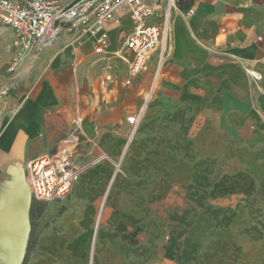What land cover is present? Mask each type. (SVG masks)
Wrapping results in <instances>:
<instances>
[{"label": "crops", "instance_id": "obj_1", "mask_svg": "<svg viewBox=\"0 0 264 264\" xmlns=\"http://www.w3.org/2000/svg\"><path fill=\"white\" fill-rule=\"evenodd\" d=\"M162 8L148 23L161 24ZM190 8V18L171 9L158 83L131 136L126 118L141 110L159 50L129 85L119 58L104 80L107 62L78 31L24 58L38 78L12 93L0 122V241L26 240L21 264H264V0ZM130 28L127 16L107 26L109 53ZM64 149L84 170L34 218L27 248L26 163Z\"/></svg>", "mask_w": 264, "mask_h": 264}, {"label": "built area", "instance_id": "obj_2", "mask_svg": "<svg viewBox=\"0 0 264 264\" xmlns=\"http://www.w3.org/2000/svg\"><path fill=\"white\" fill-rule=\"evenodd\" d=\"M160 3L163 4L161 24L148 23L157 13ZM172 8H176V0H82L68 6L56 0H28L24 3L0 0V25L9 28L13 35L14 57L8 71L14 72L27 55L36 54L50 46L64 31L91 35L94 38L92 53L98 61L107 62L111 58L124 61L127 64L126 85L146 71L151 54L159 50L157 70L143 96L141 110L139 114L126 118L131 136L136 131L144 108L152 100L158 83ZM193 15L191 8L183 13L185 18ZM124 16L128 17L131 28L124 36L119 51L111 54L108 52L110 41L107 26L120 25ZM102 70L104 80L110 82L111 63L107 62ZM245 74L253 81L261 80L260 74L252 69H245ZM75 142L73 133L64 139L67 145ZM25 167L32 200L40 204L68 198L84 170L83 166L74 162L66 149L58 155H43L30 160Z\"/></svg>", "mask_w": 264, "mask_h": 264}, {"label": "rangeland", "instance_id": "obj_3", "mask_svg": "<svg viewBox=\"0 0 264 264\" xmlns=\"http://www.w3.org/2000/svg\"><path fill=\"white\" fill-rule=\"evenodd\" d=\"M17 3H24L28 0H11ZM63 6L73 5L82 0H56ZM74 34V32H73ZM13 35L9 28L0 25V122L3 118L4 112L10 108L9 97L15 91H23L26 88H32L38 78V72L29 66L23 59L14 72H9L8 68L14 57V50L12 48ZM151 73V71H149ZM148 75V74H146ZM144 75L143 77H145ZM142 77V78H143ZM141 79V78H140ZM140 79L134 83H140ZM135 85V84H134ZM131 86V89L134 88ZM73 190V189H72ZM67 199V198H66ZM65 200V199H64ZM58 202V201H56ZM54 203V202H50ZM39 209L45 211L48 203H36ZM34 220V218H33ZM46 221L44 218L42 223Z\"/></svg>", "mask_w": 264, "mask_h": 264}, {"label": "water", "instance_id": "obj_4", "mask_svg": "<svg viewBox=\"0 0 264 264\" xmlns=\"http://www.w3.org/2000/svg\"><path fill=\"white\" fill-rule=\"evenodd\" d=\"M28 240V239H27ZM19 241L15 239L9 242L0 241V264H21L24 259V247L26 240L22 239L21 248H15Z\"/></svg>", "mask_w": 264, "mask_h": 264}, {"label": "trees", "instance_id": "obj_5", "mask_svg": "<svg viewBox=\"0 0 264 264\" xmlns=\"http://www.w3.org/2000/svg\"><path fill=\"white\" fill-rule=\"evenodd\" d=\"M194 1L195 0H176V5L181 10H187V9L189 10ZM40 212H41V210L36 205V203L34 201L31 202L30 211H29L30 222H31V231L29 234V238L27 240V248L33 240V218H36ZM25 258H26V256H24L23 262L25 261Z\"/></svg>", "mask_w": 264, "mask_h": 264}]
</instances>
